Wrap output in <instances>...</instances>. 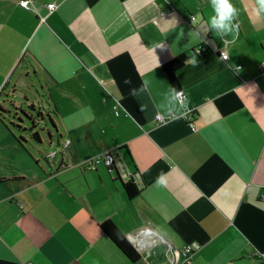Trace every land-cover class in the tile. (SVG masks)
<instances>
[{
  "label": "crops",
  "instance_id": "crops-1",
  "mask_svg": "<svg viewBox=\"0 0 264 264\" xmlns=\"http://www.w3.org/2000/svg\"><path fill=\"white\" fill-rule=\"evenodd\" d=\"M30 1L0 0V91L23 98L2 105L40 83L56 133L0 119V264H173L193 242L186 264H264V0ZM106 150L113 170L85 166Z\"/></svg>",
  "mask_w": 264,
  "mask_h": 264
},
{
  "label": "trees",
  "instance_id": "trees-1",
  "mask_svg": "<svg viewBox=\"0 0 264 264\" xmlns=\"http://www.w3.org/2000/svg\"><path fill=\"white\" fill-rule=\"evenodd\" d=\"M192 54L198 55L201 53H195L194 48ZM9 104V105H8ZM6 105L0 104V119L7 125L16 128L19 131L27 130L28 135L33 140H40V136L35 130V127L39 125V131L42 129L40 125H47L52 121L48 116L47 111L43 110L41 106H35L32 103L28 104L34 111L24 109L22 106L14 105L12 102ZM27 120V121H26ZM28 120L30 122H28ZM17 139L20 143L23 142V137L18 136ZM113 170V167H109ZM122 188L124 189L127 197L132 198L139 192V188L132 178L121 181ZM101 229L108 235L113 243L122 251V253L131 261H138L140 254L127 239L125 234L115 225L114 222L107 219L100 224Z\"/></svg>",
  "mask_w": 264,
  "mask_h": 264
},
{
  "label": "built area",
  "instance_id": "built-area-1",
  "mask_svg": "<svg viewBox=\"0 0 264 264\" xmlns=\"http://www.w3.org/2000/svg\"><path fill=\"white\" fill-rule=\"evenodd\" d=\"M19 3L21 6L30 9L32 7L31 1L30 0H19ZM48 8L50 10H53L56 7L55 3H49L47 4ZM191 18H194V16H191ZM207 48L202 45H198L194 47V52L195 53H202L205 51ZM228 55L225 51L221 52V58L222 59H227ZM239 66H237L238 68ZM176 97L179 100V102H183L186 99V95L182 90H178L176 92ZM194 108H191L189 111L184 112V117L187 120L188 124L191 127H194ZM172 116L171 113L169 114H162V113H157L155 115V120L160 123L164 122L165 120L169 119ZM69 142V139H66L65 145H67ZM55 152H50L49 155L54 154ZM114 156L112 153L108 150L102 151L91 157L86 161L85 166L90 169H95L98 164L103 163L105 164L108 168L113 167L114 168ZM199 248V244L193 242L190 244L184 245L181 249H173L172 250V257H173V264H186L190 263L192 256L194 252Z\"/></svg>",
  "mask_w": 264,
  "mask_h": 264
},
{
  "label": "rangeland",
  "instance_id": "rangeland-1",
  "mask_svg": "<svg viewBox=\"0 0 264 264\" xmlns=\"http://www.w3.org/2000/svg\"><path fill=\"white\" fill-rule=\"evenodd\" d=\"M36 86H37V89H38L37 91H39V100H34V103H35L36 106H38L40 104L41 100H44V99L46 100L48 97H47V94L43 93L44 91H43V89H41L40 83H39V86L38 85H36ZM11 87H12L11 85H5V87L3 89H1V91H0V104H3V101L6 98L7 99H12L13 98V99L16 100V102L23 101L22 96H19L18 95L19 92H17L16 94H14V92L12 91V88ZM21 91L23 93H28L29 90H28L27 87H24ZM32 91L33 92H36L33 89H32ZM42 94H44V95H42ZM16 95H18V96H16ZM5 103H7V102H5ZM5 103H4V105L7 106V104H5ZM23 108L26 109V110H29V111H34L33 109H31L30 106H28V104H25V102L23 103ZM28 122H30V121L28 120ZM43 127L45 128V125H43ZM47 128H49L51 130V132L55 135V133H56L55 132V128L53 126H51L50 123L47 124ZM43 137H44L45 142L43 144H41V146H40V149H42V150H43V146H45V147L47 146L48 147V138H47L46 134L43 135Z\"/></svg>",
  "mask_w": 264,
  "mask_h": 264
}]
</instances>
